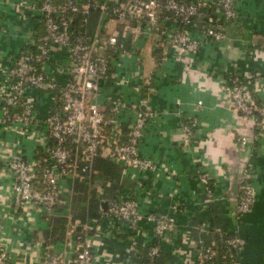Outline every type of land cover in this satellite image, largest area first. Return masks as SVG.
<instances>
[{
  "label": "built area",
  "instance_id": "obj_1",
  "mask_svg": "<svg viewBox=\"0 0 264 264\" xmlns=\"http://www.w3.org/2000/svg\"><path fill=\"white\" fill-rule=\"evenodd\" d=\"M234 1L20 0L18 5L25 11L39 14L42 33L36 32L26 47L0 67L2 126L14 130L16 135L36 132L31 157L20 149L0 154L13 209L32 206L43 213H53L65 194L60 184L62 178L80 176L89 180L92 162L97 157L120 163L124 172H156L153 160L139 152V144L150 122L160 113L140 92L133 100L124 98L121 92L128 84L142 91L151 81L134 75L125 62L128 55L125 38L132 30L151 35L159 73L163 74L175 52L194 57L203 47L225 38L226 24L237 17ZM91 11L98 12L99 21L88 30L87 15ZM77 15H83L78 25ZM109 21L115 22L111 30ZM194 21L200 23L197 34L187 29ZM56 54L62 62L53 60ZM226 80L233 110L241 116H255L261 130L264 96L259 102L249 101L243 79L236 71L229 70ZM34 90L50 98L49 109L42 118L37 115L31 95ZM175 102L179 105L180 99ZM123 114L131 118L127 124L120 120ZM196 125L194 117L179 123L183 142L191 141ZM235 140L239 144L248 142L244 136ZM251 176V168L243 164L235 195L236 223L242 222L255 200ZM195 177L204 192L203 203L208 207L218 199L209 174L198 167ZM139 187L142 192L147 191L141 184ZM3 217L0 216V231ZM116 223L131 233L130 250L113 264H155L162 251L161 244L172 242L176 235L173 213L142 212L134 195L120 192L107 201V208L98 218L82 225L80 242L74 248L70 264H95V237L106 225ZM142 223L152 227L155 239L146 245V256L141 259L137 248ZM199 229L205 234L215 230L219 240L207 242L202 235L195 239L186 264H238L239 251L245 244L243 236L235 231L214 229L209 221L201 223ZM183 235L190 242L188 233ZM1 247L0 264H9L8 253ZM46 251V264H60V252ZM178 251L175 247L173 253Z\"/></svg>",
  "mask_w": 264,
  "mask_h": 264
},
{
  "label": "crops",
  "instance_id": "obj_2",
  "mask_svg": "<svg viewBox=\"0 0 264 264\" xmlns=\"http://www.w3.org/2000/svg\"><path fill=\"white\" fill-rule=\"evenodd\" d=\"M19 1L0 0V67L26 47L36 32H42L39 14L25 11ZM234 2L237 17L226 24L225 38L203 47L194 57L175 52L163 74L159 73L151 35L132 30L125 38L128 49L125 62L134 75L151 81L142 91L128 84L121 92L131 100L140 92L160 113L150 122L139 144V152L153 160L156 172H124L120 163L102 159L93 163L89 180L63 177L62 202L53 213L46 214L32 206L13 209L0 161V216H4L0 247L8 253L9 264H46L47 249L61 253L60 264H70L74 248L80 242L82 225L98 218L104 211L102 202L120 192L134 195L142 212L174 214L175 239L161 244L156 264H186L193 253L194 240L201 236L200 224L211 219L245 238L238 264H264V127L258 130L255 116H241L233 110L226 80L229 70L236 71L243 79L249 101L256 103L264 96V0ZM94 17L89 20L92 28L99 21V16ZM109 27L114 28L115 22L109 21L108 30ZM199 28L197 21L187 26L193 34L199 33ZM58 54L53 60L62 62ZM31 95L38 117H44L50 98L37 90ZM176 98L180 99L179 105ZM193 117L197 125L191 141L185 143L179 123ZM120 120L127 124L131 118L123 114ZM20 133L4 129L0 121V154L20 149L26 157L33 155L36 132ZM238 136L246 137L248 142L237 143ZM243 164L251 168L250 185L255 200L242 222L236 223L235 195ZM198 167L207 171L218 197L208 207L203 203L204 192L195 177ZM139 184L147 191L142 192ZM94 202L99 204L93 209L100 213L98 217L89 212ZM151 228L146 223L139 227L137 256L141 259L144 247L155 239ZM185 232L190 242L185 239ZM130 234L118 223L106 225L94 239L95 264H113L122 257L130 250ZM175 247L178 254L173 253Z\"/></svg>",
  "mask_w": 264,
  "mask_h": 264
},
{
  "label": "trees",
  "instance_id": "obj_3",
  "mask_svg": "<svg viewBox=\"0 0 264 264\" xmlns=\"http://www.w3.org/2000/svg\"><path fill=\"white\" fill-rule=\"evenodd\" d=\"M83 16V15H82ZM82 16L81 15H77V18H76V24L78 25V23L81 21V18H82ZM88 24H87V28H88V30H91V29H93L92 27V25H89V20H90V17H91V20H92V18L94 17V16H96V17H98L99 16V14H98V12H93V11H91L88 15ZM95 18V17H94ZM95 21V19H93V22ZM42 33V32H41ZM102 159H105V158H102V157H97V158H95L94 159V161L92 162V165H91V167H92V169H93V163L95 164V162H100V161H102ZM96 166V165H95ZM78 177H80V176H76V178H78ZM213 203V202H212ZM98 203L96 202H94V205H93V207L92 208H90L89 209V212L92 214V215H95L96 217H98L99 216V212H95L93 209L95 208V210L97 209V207H98ZM210 223H211V225L213 226V228L214 229H216V228H219L220 230H222V231H229V230H227V229H225L223 226H221L218 222H216V220L214 221V220H210ZM201 235L203 236V237H205L206 238V240H207V242H213V241H215V242H218V240H219V236H218V233L215 231V230H212L211 232H209V233H201ZM139 247V246H138ZM146 250H147V248L146 247H144V253H143V257L144 256H146ZM160 256H161V253H160ZM160 256L158 257V258H156L155 260H154V263L156 264L157 263V260L160 258Z\"/></svg>",
  "mask_w": 264,
  "mask_h": 264
},
{
  "label": "water",
  "instance_id": "obj_4",
  "mask_svg": "<svg viewBox=\"0 0 264 264\" xmlns=\"http://www.w3.org/2000/svg\"><path fill=\"white\" fill-rule=\"evenodd\" d=\"M101 206L105 210L107 208V201L102 202Z\"/></svg>",
  "mask_w": 264,
  "mask_h": 264
},
{
  "label": "rangeland",
  "instance_id": "obj_5",
  "mask_svg": "<svg viewBox=\"0 0 264 264\" xmlns=\"http://www.w3.org/2000/svg\"><path fill=\"white\" fill-rule=\"evenodd\" d=\"M110 24H111V22H110ZM109 30H111V28L109 27ZM146 59V58H145Z\"/></svg>",
  "mask_w": 264,
  "mask_h": 264
}]
</instances>
